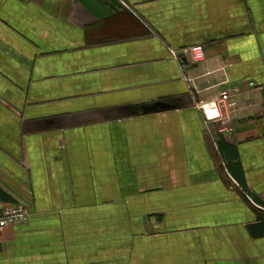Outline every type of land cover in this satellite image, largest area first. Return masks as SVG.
Returning a JSON list of instances; mask_svg holds the SVG:
<instances>
[{"label": "crops", "instance_id": "obj_1", "mask_svg": "<svg viewBox=\"0 0 264 264\" xmlns=\"http://www.w3.org/2000/svg\"><path fill=\"white\" fill-rule=\"evenodd\" d=\"M14 203L0 264H264V0H0Z\"/></svg>", "mask_w": 264, "mask_h": 264}, {"label": "built area", "instance_id": "obj_2", "mask_svg": "<svg viewBox=\"0 0 264 264\" xmlns=\"http://www.w3.org/2000/svg\"><path fill=\"white\" fill-rule=\"evenodd\" d=\"M195 61H202L205 58L201 45L193 46L190 49ZM175 56L178 52L173 51ZM250 86H255L254 81L249 82ZM241 92L238 87L223 88L211 100L201 99L197 106L201 110L206 121H214L219 124L222 132L234 131L235 111L238 106L237 96ZM29 210L21 203H14L4 206L0 215V230L8 225L25 222L29 218Z\"/></svg>", "mask_w": 264, "mask_h": 264}]
</instances>
